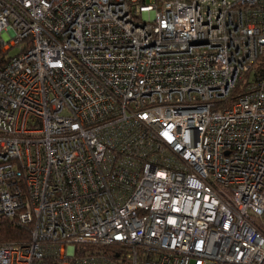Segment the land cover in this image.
Here are the masks:
<instances>
[{"label": "built area", "instance_id": "2783aa9c", "mask_svg": "<svg viewBox=\"0 0 264 264\" xmlns=\"http://www.w3.org/2000/svg\"><path fill=\"white\" fill-rule=\"evenodd\" d=\"M0 217V264H264V0H0Z\"/></svg>", "mask_w": 264, "mask_h": 264}, {"label": "trees", "instance_id": "16d2710c", "mask_svg": "<svg viewBox=\"0 0 264 264\" xmlns=\"http://www.w3.org/2000/svg\"><path fill=\"white\" fill-rule=\"evenodd\" d=\"M245 84L244 80H239L227 99L221 100L224 104H230ZM31 224L22 223L16 217H0V243L3 242H22L30 238ZM120 248L119 245L112 246ZM110 248H107V250ZM112 249H110L111 251Z\"/></svg>", "mask_w": 264, "mask_h": 264}, {"label": "rangeland", "instance_id": "374dc122", "mask_svg": "<svg viewBox=\"0 0 264 264\" xmlns=\"http://www.w3.org/2000/svg\"><path fill=\"white\" fill-rule=\"evenodd\" d=\"M146 1L149 2V0H146ZM16 52H17V48H15V47H13V48H11V49L9 50V54H10V55H12V54H14V53H16Z\"/></svg>", "mask_w": 264, "mask_h": 264}]
</instances>
